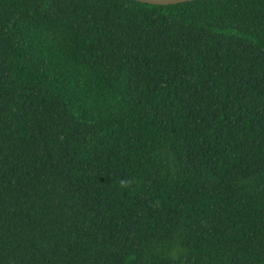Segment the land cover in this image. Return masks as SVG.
Returning <instances> with one entry per match:
<instances>
[{
  "label": "trees",
  "instance_id": "obj_1",
  "mask_svg": "<svg viewBox=\"0 0 264 264\" xmlns=\"http://www.w3.org/2000/svg\"><path fill=\"white\" fill-rule=\"evenodd\" d=\"M0 264H264V0H0Z\"/></svg>",
  "mask_w": 264,
  "mask_h": 264
},
{
  "label": "water",
  "instance_id": "obj_2",
  "mask_svg": "<svg viewBox=\"0 0 264 264\" xmlns=\"http://www.w3.org/2000/svg\"><path fill=\"white\" fill-rule=\"evenodd\" d=\"M139 3H144L148 5H155V6H169V5H177L191 1L197 0H131Z\"/></svg>",
  "mask_w": 264,
  "mask_h": 264
}]
</instances>
